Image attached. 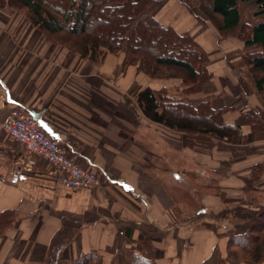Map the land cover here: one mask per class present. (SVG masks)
I'll use <instances>...</instances> for the list:
<instances>
[{"label":"crops","instance_id":"crops-1","mask_svg":"<svg viewBox=\"0 0 264 264\" xmlns=\"http://www.w3.org/2000/svg\"><path fill=\"white\" fill-rule=\"evenodd\" d=\"M198 2L192 3L195 10ZM196 11L165 0L153 15L189 33L207 52L212 78L202 97L212 96L213 108H231L223 119L241 127L243 141L235 148L240 157L214 146L189 148L183 132L142 115L134 97L138 90L164 88L176 96L180 79H151L131 64L123 67L125 50L107 55L100 65L90 63L47 43L29 21L0 9V264H68L91 253L95 264H112L121 250L139 252L145 237L154 247V264H217L219 256L226 264H251L235 260L217 226H195L189 205L172 193L174 187L192 186L189 176L198 178L201 189H216L215 178L202 184L205 168L232 191L259 163L253 186L264 195V140H254L244 124V114L264 109V96L243 62V43L221 37ZM238 79L247 86L246 97ZM17 105L31 109L99 183L65 188L58 184L57 169L42 159L25 170L23 145L1 126ZM198 203L215 212L223 206L217 192H201Z\"/></svg>","mask_w":264,"mask_h":264},{"label":"trees","instance_id":"trees-1","mask_svg":"<svg viewBox=\"0 0 264 264\" xmlns=\"http://www.w3.org/2000/svg\"><path fill=\"white\" fill-rule=\"evenodd\" d=\"M164 1L0 0V7L22 11L48 42L60 45L90 63L100 65L107 55L125 50L129 57L123 67L131 64L137 72L151 79H180L182 90L176 96L164 88L144 87L134 97L146 119L169 130L183 132L188 147H203L204 142L212 138L217 139L218 148L222 141L240 144L241 127L223 119L224 112L230 107L213 108L208 97L187 98L200 92L211 80L210 60L205 49L189 33H180L154 17L153 11ZM180 1L191 8L189 1ZM250 1L257 5L251 17H262L254 24L242 22L240 3ZM197 6L221 37L233 36L243 43V62L257 92L264 96V0H200ZM237 87L244 97L248 95L247 86L241 79H238ZM244 124L249 127L253 139L264 140V109L244 114ZM236 152L234 154L240 153ZM260 165L257 163L254 168L260 169ZM233 211L225 209L222 215ZM235 214L246 218L249 224L243 232L229 229L223 233L228 237V249L235 251L241 259L256 264L262 262L264 205L256 211L235 210ZM140 244L139 252H118L112 264H154L150 238H143ZM95 259L94 254H85L68 264H95ZM217 264L226 263L219 256Z\"/></svg>","mask_w":264,"mask_h":264},{"label":"rangeland","instance_id":"rangeland-1","mask_svg":"<svg viewBox=\"0 0 264 264\" xmlns=\"http://www.w3.org/2000/svg\"><path fill=\"white\" fill-rule=\"evenodd\" d=\"M180 3H182L180 0H177ZM189 1V3L191 4V8L186 7L183 3V5L185 6V8L187 9L188 13H192L195 12L197 13L196 10L198 9H194L195 7H193L192 3H196L198 0H187ZM200 1V0H199ZM254 2H244V3H240V10H241V14H242V22H248V23H254L255 21L259 20L258 18L253 19L251 17V14L253 12L254 9ZM9 9L11 10V12H13V14H17L16 16H20L22 18H24L25 20H27V18L25 17L24 13L20 10H15L9 7H0V9ZM192 9V10H191ZM197 17V16H195ZM204 20V19H203ZM28 21V20H27ZM30 22V21H29ZM203 26V25H201ZM37 29V28H35ZM38 30V29H37ZM39 31V30H38ZM40 32V31H39ZM41 33V32H40ZM195 34H197L198 32H194ZM42 34V33H41ZM43 36V34H42ZM44 37V36H43ZM45 39V38H44ZM45 41L51 45H55V46H59L62 47L60 45L54 44V43H50L48 42L46 39ZM64 48V47H62ZM65 49V48H64ZM66 50V49H65ZM128 54V53H127ZM129 57V56H128ZM205 85V84H204ZM203 85V86H204ZM196 96V97H194ZM203 96V87L201 89L200 92L198 93H194V94H190L187 98H191V99H198V98H205L208 97L210 99V101L212 100V96ZM256 112H251V114L257 113ZM178 132V131H175ZM255 140V139H254ZM242 141H243V136H242ZM241 141V143H242ZM259 141V140H256ZM217 139L212 138L209 141H205L204 144L205 146H203V148H209V147H215L218 151L224 152L227 150L228 154L232 157V158H236V157H240L242 155L241 151L238 149H235L237 146H239L240 144L237 145H232L230 143H226V142H219L221 148L217 147ZM218 143V144H219ZM185 145L187 146L186 143V136H185ZM188 147V146H187ZM195 147H202V146H195ZM226 147H233L230 149H227ZM189 148H194V147H189ZM237 151V152H236ZM238 151L240 153H238ZM238 153V154H234V153ZM203 159V157H202ZM197 160V159H196ZM257 163L253 164L250 168V174L248 175V177H246L244 180L242 179V186L241 187H235L234 190L232 191H226L224 190L222 187H220L219 185V180H220V176H216L214 175L213 172H211L208 168H205V176L202 177L203 181L202 184H207L208 182H210V178L213 179L215 178L214 182H212V184H214V187L216 185V189L211 188L210 190H205V189H201L200 187H197L195 184H198L199 182H197L198 178H193V176H189V178L191 179V184L193 183L192 186H188L182 189H178L176 187H174V189L172 190L173 194L176 196V198H182L185 200V202L189 205V208L191 211L190 214L191 216L193 215L192 221L195 224V226L199 227V226H209V224H213L215 226H217V229L223 233L227 232L229 229L231 230H235L236 232H243L244 230H246L249 221L244 217H239L238 215L235 214V210L238 211H256L258 210V208L262 205L259 204H263V199H264V195L263 196H259L260 193H256V191L254 190V183L255 180L257 179L259 173H260V169L259 168H254L255 165ZM254 173H252V169ZM256 174V176H255ZM192 175V174H190ZM252 181H248V179H251ZM195 179V180H194ZM195 185V186H194ZM205 190V191H203ZM189 191H191L192 193H190ZM202 192V194L204 192H214L218 194V196L221 198V202L223 204L222 208H220L218 211H210L208 209H206L205 207H202V204L198 203L199 200V195ZM197 193V194H196ZM264 205V204H263ZM189 208L187 210H189ZM225 209H229V210H234L231 213H227V214H223ZM188 214V213H187ZM195 215V216H194ZM221 215V216H220ZM187 216H184V219ZM191 218V217H190ZM229 252H233V255L235 256V260L239 261H249V263L251 264H256L250 260H245V259H241L239 258V256L237 255V253L235 251H229ZM264 263V260L262 261ZM261 263V262H260ZM258 263V264H260Z\"/></svg>","mask_w":264,"mask_h":264},{"label":"built area","instance_id":"built-area-1","mask_svg":"<svg viewBox=\"0 0 264 264\" xmlns=\"http://www.w3.org/2000/svg\"><path fill=\"white\" fill-rule=\"evenodd\" d=\"M2 129L20 142L25 150L23 167L32 169L37 160H45L57 169L58 184L71 189H91L99 183L92 171L83 169L74 154H69L59 140L49 134L26 106H14L2 122Z\"/></svg>","mask_w":264,"mask_h":264}]
</instances>
